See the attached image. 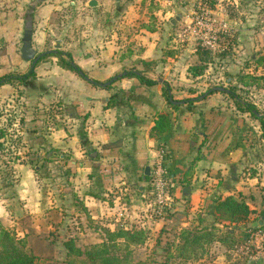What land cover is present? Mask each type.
<instances>
[{
	"label": "crops",
	"instance_id": "0c3cea01",
	"mask_svg": "<svg viewBox=\"0 0 264 264\" xmlns=\"http://www.w3.org/2000/svg\"><path fill=\"white\" fill-rule=\"evenodd\" d=\"M33 1L0 0V63L6 68L7 57L22 53L26 16ZM92 1L94 5L89 4ZM66 4L97 15V24L104 26L106 33L102 39L97 37V48L86 43L63 51L72 59L86 56L73 61L80 71L56 63L70 76H79L76 83L81 84L79 90L77 85L76 89L70 87L73 95L67 105L78 123L80 144L76 145L75 134L68 137V130L54 128L50 132L55 148L67 152L57 155L54 150L52 154L59 168L66 170L64 180L70 192L65 189L64 202L97 220L104 230L149 233L162 227L174 231L171 248L179 242L182 230H199L209 217H213V226H218L214 204L227 196L240 195L250 209L245 220L231 223L234 228L228 231L232 238L241 226L249 233L252 228H264V158L256 153L264 149L262 130L254 117L259 128L247 129L250 114L237 110L226 93L201 95L209 87L201 91L199 82L210 86L208 80L204 75L190 74L200 41L185 27L195 0H41L31 15L30 39L34 40L39 28L44 29L52 12ZM53 41L54 49L41 56L62 51L61 40ZM256 48L252 58L264 55V46ZM41 56L33 67L31 62L29 71H34ZM190 57L191 63L186 60ZM222 60L226 61L222 69L235 68L236 64ZM216 64H210L205 72ZM24 65L22 61L17 70ZM240 68L245 73L255 69L264 75L262 64L256 68L246 62ZM128 72H138L156 83L147 86ZM154 72H161L162 77ZM115 76L110 84L103 85ZM254 90L264 91V85L250 88L251 93ZM188 99L191 102H185ZM251 102L260 108L258 103L264 104V97ZM160 115L168 116L170 127L158 136L152 128ZM263 115L259 111L258 116ZM58 137H65V142L60 143ZM157 162L171 178L170 196L176 205L171 216L164 219H154L151 213L149 178ZM145 167L150 168L146 176ZM4 212L0 209L1 216ZM166 258L169 263L170 254Z\"/></svg>",
	"mask_w": 264,
	"mask_h": 264
},
{
	"label": "rangeland",
	"instance_id": "374dc122",
	"mask_svg": "<svg viewBox=\"0 0 264 264\" xmlns=\"http://www.w3.org/2000/svg\"><path fill=\"white\" fill-rule=\"evenodd\" d=\"M204 1L195 0V5ZM196 6L193 10H196ZM207 6L219 22L229 24V31L219 32L218 48L214 53H227L226 60L236 66L232 70H224L222 68L226 61L217 58L214 62L217 64L203 74L210 86L200 81L199 89L205 91L212 86L229 89L235 85L232 79L236 80L238 73L242 72L240 67L248 62L250 55L256 54V47L264 46V0H209ZM97 20L95 14L63 5L60 10L51 13L44 29L41 27L36 31L34 40L30 39L33 54L29 57L22 53L7 57L9 67L0 63V76L27 73L37 55L54 49V39L61 40L59 49L62 51L81 48L86 43L97 48V37L102 39L106 33ZM190 42L183 43L182 47ZM83 57L86 56L80 55L73 61L76 63ZM107 60L105 58L104 61ZM186 60L193 62L191 57ZM22 61L25 65L22 70H17ZM56 63L54 56H47L34 68V78H29L26 83L13 78L9 82L11 85L0 87V129L6 133L3 141L0 140V209L6 212L3 216L0 214V233L5 230L22 238L28 252L35 254L39 260L58 264H87L86 250L99 243L105 234L97 220L87 218L86 213L83 214L78 207L72 209L70 202H67L69 207L64 202L67 197L66 170L59 168L60 164L53 160L52 154L54 150L58 152L57 155L67 152L55 148L50 140V132L54 128L68 130V137L75 134L78 138L76 145L80 144L79 126L68 112L67 105L73 95L70 87L76 89L77 85L79 90L81 84L76 83L80 80L79 76H70ZM97 63L100 64V61ZM154 73L156 77H162L161 72ZM258 83L259 87L264 85L262 80ZM236 92L249 101L264 97L261 90L251 93L250 89L237 88ZM258 104L260 108H256L263 113L264 104ZM247 118L248 128H245H259L252 116L247 115ZM58 138L60 143L65 142V137ZM256 153L264 158V149L262 153ZM256 153L251 154L252 158ZM215 222L219 225L213 226V217L203 220L201 231L213 227L217 236H223L234 228L229 221ZM242 227H238L236 235L233 234L236 237L229 245L200 241L202 247L195 248V257L186 260L173 257L174 247H170L169 252L165 248L176 238L174 231L162 230V227L149 233L140 231L143 232V241L129 244L131 261L162 264L170 254L171 259L166 264H264V228H252L249 233ZM244 235L247 238L242 240ZM67 242L71 243V248L66 246Z\"/></svg>",
	"mask_w": 264,
	"mask_h": 264
},
{
	"label": "trees",
	"instance_id": "16d2710c",
	"mask_svg": "<svg viewBox=\"0 0 264 264\" xmlns=\"http://www.w3.org/2000/svg\"><path fill=\"white\" fill-rule=\"evenodd\" d=\"M197 61L193 66L190 67V74L192 76H201L204 74L205 70L210 64H213L217 58H225L227 53H214L210 49L203 47L201 44H197ZM47 56H55L57 58V64L71 71H80L79 67L73 64V59L69 53H64L63 51H55L41 56L40 60ZM248 63H251L256 68L262 64L264 65V55L258 58L249 57ZM130 76L138 78L142 83L147 86H151L156 82L142 76L138 72H128ZM236 76L235 85L231 88H225L223 90H211L213 87L207 88V90L202 93L210 94L213 92L226 93L230 96L237 110L242 112H248L252 117L258 120L260 128L262 130V137L264 138V115L258 116L259 111L256 105L251 101L243 99L237 94V88H244L246 91L251 87L258 88V81L264 80V75H258L254 71L251 73L239 72ZM35 74L33 69L29 73L24 75H3L0 76V85L4 83H9L13 78L20 82H24L28 78H34ZM234 76H232L233 78ZM84 78V77H83ZM258 80V81H257ZM96 84V82H93ZM206 94V95H207ZM196 100V99H195ZM193 101V100H192ZM185 102H191V100H185ZM21 122V119H20ZM170 127V119L167 115H160L158 121L152 128V131L156 135L161 136ZM6 133L3 129H0V139L5 137ZM1 143V142H0ZM1 147V144H0ZM151 182V177L149 178V186ZM250 209L245 203L244 199L238 195L227 196L225 198H218L214 204V218L215 221H229L235 222L239 220H245L247 218ZM171 215H167L169 217ZM215 228H206L204 231L199 230H182L179 233V242L173 245V257L180 259H189L190 257H195V248L202 247L200 241L205 242L216 241L224 245H229L231 240H233L229 231H226L223 236H217L214 232ZM105 237L99 243L91 246L86 250L87 264H151L145 260L131 261V251L129 249V244H139L143 241V232L131 231L118 229L116 231L104 230ZM120 239V241H118ZM68 248L72 245L70 242L65 243ZM170 246L167 247V250ZM123 250V252H122ZM167 259V258H166ZM0 264H58L52 261H42L39 260L35 254L28 252L26 249V244L22 238H17L9 233V231L2 230L0 233ZM166 264V262H162Z\"/></svg>",
	"mask_w": 264,
	"mask_h": 264
},
{
	"label": "built area",
	"instance_id": "2783aa9c",
	"mask_svg": "<svg viewBox=\"0 0 264 264\" xmlns=\"http://www.w3.org/2000/svg\"><path fill=\"white\" fill-rule=\"evenodd\" d=\"M207 1L197 3L196 10L188 15L185 30L192 33L203 47L214 51L218 48L219 32L229 31V24L219 22L211 15ZM150 176L151 213L154 219H164L176 209L170 196L171 178L160 162L154 165Z\"/></svg>",
	"mask_w": 264,
	"mask_h": 264
},
{
	"label": "water",
	"instance_id": "95a60500",
	"mask_svg": "<svg viewBox=\"0 0 264 264\" xmlns=\"http://www.w3.org/2000/svg\"><path fill=\"white\" fill-rule=\"evenodd\" d=\"M41 0H34L33 2L30 3V9L27 12V16H26V23H25V27H24V37H23V42H24V47L22 49V54L23 56L29 57L33 54L32 50L30 49V35H31V30H32V12L33 9L35 8V6L40 2ZM90 5H94V1H92L91 3H89ZM59 45H56V47H58ZM49 52V51H47ZM42 54L36 56L33 61H32V67L33 65L36 63L37 59L41 56ZM80 74H82L81 72H79ZM117 76L113 77L112 79H110L109 81H107L106 83H104L103 85H108L110 84L114 79H116ZM223 87H213L211 90H223ZM207 93L204 94V96ZM145 176L150 174V168L149 167H145Z\"/></svg>",
	"mask_w": 264,
	"mask_h": 264
}]
</instances>
